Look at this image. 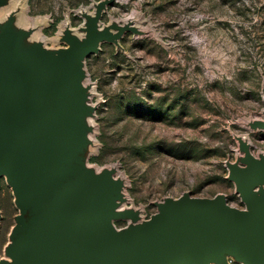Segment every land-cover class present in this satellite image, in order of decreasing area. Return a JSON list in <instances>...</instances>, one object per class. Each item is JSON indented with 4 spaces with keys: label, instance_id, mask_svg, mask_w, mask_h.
<instances>
[{
    "label": "rangeland",
    "instance_id": "374dc122",
    "mask_svg": "<svg viewBox=\"0 0 264 264\" xmlns=\"http://www.w3.org/2000/svg\"><path fill=\"white\" fill-rule=\"evenodd\" d=\"M101 2L98 30L121 32L84 61L86 163L121 179L137 215L116 228L184 192L242 207L228 164L245 165L243 143L264 157V0H1L0 27L12 16L24 44L55 51L68 45L65 30L84 36ZM17 212L1 176V255Z\"/></svg>",
    "mask_w": 264,
    "mask_h": 264
},
{
    "label": "water",
    "instance_id": "95a60500",
    "mask_svg": "<svg viewBox=\"0 0 264 264\" xmlns=\"http://www.w3.org/2000/svg\"><path fill=\"white\" fill-rule=\"evenodd\" d=\"M102 5L86 16L81 39L67 29L68 45L55 51L26 47L12 16L0 27V177L18 208L5 249L11 261L0 264H229V256L264 264V157L245 143V165L228 164L243 208L223 194L184 192L158 201L147 219L113 225L137 214L115 211L121 182L109 170L84 165L83 118L93 108L84 103L83 60L121 32L98 30Z\"/></svg>",
    "mask_w": 264,
    "mask_h": 264
},
{
    "label": "bare ground",
    "instance_id": "6f19581e",
    "mask_svg": "<svg viewBox=\"0 0 264 264\" xmlns=\"http://www.w3.org/2000/svg\"><path fill=\"white\" fill-rule=\"evenodd\" d=\"M9 14L11 15V12H9ZM35 43H39L40 44V41H34V42H27V43H25V45H26V47H28V46H30V45H32V44H35ZM41 45V47L42 48H44L45 50H48V51H53L52 49H47V48H45V46H42V44H40ZM84 61H85V59L83 60V70H84V75L82 76V77H80V82H81V84L84 86V88L86 89V86L84 85V83L86 84V80H85V77H86V70H85V67H84ZM86 93V92H85ZM89 93V92H88ZM84 103H87V100H85L84 99ZM94 112H92L90 115H85V117L83 118V121L85 122V124H86V130H85V132H86V138L89 140V143H91V141H92V124H91V118H92V114H93ZM91 131V132H90ZM88 143V144H89ZM87 149H88V147H86V153H85V158H84V165L87 167V168H92L91 166H89L87 163H86V154H87ZM95 172H97L96 170H94ZM103 171V170H102ZM97 173H101V171H99V172H97ZM115 179H117V180H121L119 177H117V178H115ZM121 182V181H120ZM122 184V183H121ZM259 187V186H258ZM256 189H258V188H256ZM119 194H120V198H118L117 199V206L115 207V211L116 212H122V211H125L126 209H128L124 204V199H125V197H124V191L122 190V187H120V189H119ZM79 195V192H78V189L76 188V190L74 191V192H72V194H71V196L72 197H74V198H76L77 196ZM112 223H113V225L115 226V224H114V222H113V219H112ZM116 227V226H115ZM9 242H11V239L9 238ZM0 259H6V260H8V261H11V257L9 256V255H7L6 254V252L3 254V255H1L0 254ZM214 262H210V264H213ZM239 263H241V262H239ZM232 264V263H231ZM241 264H243V263H241Z\"/></svg>",
    "mask_w": 264,
    "mask_h": 264
},
{
    "label": "built area",
    "instance_id": "2783aa9c",
    "mask_svg": "<svg viewBox=\"0 0 264 264\" xmlns=\"http://www.w3.org/2000/svg\"><path fill=\"white\" fill-rule=\"evenodd\" d=\"M233 206H235V205H233ZM236 207H237V206H236ZM243 207H244V204H243L242 207H239V208H243ZM227 260H228V263L231 264L232 261H233V258L229 256V257H227Z\"/></svg>",
    "mask_w": 264,
    "mask_h": 264
}]
</instances>
